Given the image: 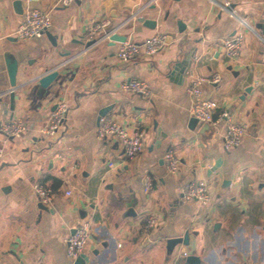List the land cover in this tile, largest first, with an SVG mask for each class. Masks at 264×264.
<instances>
[{
    "label": "crops",
    "instance_id": "crops-1",
    "mask_svg": "<svg viewBox=\"0 0 264 264\" xmlns=\"http://www.w3.org/2000/svg\"><path fill=\"white\" fill-rule=\"evenodd\" d=\"M28 8L50 13L57 46L47 35L15 36ZM140 18L157 20V27H144ZM103 20L110 24L86 47L89 28ZM261 24L264 0H0V123L10 120L13 90V119L26 125L19 138L0 133V264H72L66 244L82 220L92 222L83 252L88 264H185L186 247L178 245L169 259L166 242L186 232L200 264H264V69L258 75L254 68L264 63ZM111 30L136 42L162 34L170 43L153 56L123 62L120 43L104 37ZM239 33L240 55L229 59L222 40ZM193 49L188 76L172 75ZM9 59L18 62L14 89ZM52 70L58 79L39 94L38 76ZM215 74L220 81L204 84V96L218 103V113L248 129L256 124V136L247 134L233 150L223 148L224 121L214 125L210 149L189 127L194 99L187 87L195 77ZM129 78L147 82L151 97L124 92ZM60 102L67 105L66 120L59 136L46 137L41 130ZM103 110L130 133L144 130V150L134 160L124 159L115 139L97 137ZM169 149L180 160L176 174L164 165ZM146 176L153 184L148 192ZM192 180L208 182L210 204L182 200ZM40 183L54 190L47 210L33 191ZM152 216L158 224L145 234Z\"/></svg>",
    "mask_w": 264,
    "mask_h": 264
},
{
    "label": "built area",
    "instance_id": "built-area-1",
    "mask_svg": "<svg viewBox=\"0 0 264 264\" xmlns=\"http://www.w3.org/2000/svg\"><path fill=\"white\" fill-rule=\"evenodd\" d=\"M31 1V0H28ZM74 0H61L63 5H68ZM243 24H247L242 19ZM52 24L51 15L47 11L36 8H28L19 24L15 36L20 40L39 39L49 32ZM110 24L109 20H103L89 28L88 40L95 38L98 31L103 30ZM106 38H108L106 36ZM244 42V34L239 33L232 37H225L222 40V47L225 55L229 59H236L240 55ZM166 38L162 34H155L143 40L136 42L134 40H126L120 43L117 56L123 62L132 61L142 55L153 56L165 47ZM264 64V63H263ZM220 76L215 74L211 77H195L191 84L187 87V92L193 96L194 102L190 108V115L197 119L200 124L209 123L216 125L220 121L225 122V133L223 137V148L225 150H233L241 145L243 138L247 135L248 125L236 121L228 112L222 111L218 113L220 108L214 100L204 96L202 86L208 83H218ZM121 88L124 92L136 94L143 98H150L152 95L151 86L140 79L129 78L123 81ZM67 105L60 102L55 110L51 112L46 126L41 133L49 138H56L61 132V128L66 120ZM26 131V125L21 119H13L0 123V133L6 138H19ZM99 139L112 138L121 146L123 157L125 160H134L144 150V130H138L130 133L128 128L121 122L108 115L99 118L96 130ZM5 155V149L0 144V160ZM164 165L170 174H176L180 170V160L176 152L169 149L164 156ZM110 168H114V163L109 164ZM152 178L146 176L144 179V191L148 192L152 188ZM34 194L38 201L44 206H50L54 201V190L50 185L36 184L33 187ZM66 196H71V191H66ZM182 200L184 202H198L201 205L211 203L212 195L210 186L204 180H192L188 182L182 190ZM158 224L157 218L150 217L143 228L145 234L149 233ZM92 236V222L90 220H82L75 228L73 234L68 238L66 251L68 257L75 260L82 254ZM182 257L188 256L187 250L182 252Z\"/></svg>",
    "mask_w": 264,
    "mask_h": 264
},
{
    "label": "water",
    "instance_id": "water-1",
    "mask_svg": "<svg viewBox=\"0 0 264 264\" xmlns=\"http://www.w3.org/2000/svg\"><path fill=\"white\" fill-rule=\"evenodd\" d=\"M17 5L21 6V3L18 2ZM139 22L142 23V25L144 27H146L148 29H152V30L155 29L157 27V24H158L157 20H151V19H145V18H140ZM261 25L257 26L258 29L264 28V24H261ZM180 32H182V30H180ZM46 35L49 38V40L53 43V45L57 46L56 38L53 37L49 32H47ZM106 36L108 37V39L110 40L112 45H114L115 43H123L127 40V36L113 33L112 30L107 31L104 34L105 38H106ZM97 42H98V39H96V38L92 39V40H88L85 43V46L90 47V46L96 44ZM166 43H170V38L166 39ZM196 53H197L196 49H193L191 52L186 53L182 60H180L174 64V66L172 67V70H171V74L172 75L179 74L182 78H186L188 76V73H189L190 68L192 66L193 60L196 59ZM7 63H8V74H9V78H10V84H11L12 89H14L16 87V75H17V71H18V62L15 60L11 61L9 59V60H7ZM254 68L256 70V73L259 75L262 72V70L264 69V64L263 63H256V64H254ZM59 74L60 73L58 70H52V71H49L45 74H42L41 76H38V78H37V82L39 85V90H38L39 92L38 93L42 94V92L44 90L48 89L52 85V83L58 79ZM251 89H252L251 87L246 88L245 94L249 93L251 91ZM7 98L10 102V104H9L10 105L9 106V112H10L9 119L11 120V119H13V112L15 110V95H14L13 90L9 93ZM244 98H245V95H243L241 97V100H243ZM193 99H195V98L193 97ZM0 102H2V99H0ZM106 112H107V110L101 111L99 114V118L102 116H105ZM189 127L192 130H197V133L200 137L201 143L204 145L205 148L210 149L212 146V139L215 137V134H216L218 129L214 125H211L209 123L200 124L197 121V119L194 117H192L190 119ZM247 134L252 135V136H256V124H253L248 129ZM39 208L41 210H47L48 209L43 204H40ZM178 245L186 247V249L188 251V256L185 259V264H200L201 263L200 257L195 254V252H196L195 251V244L191 242L189 232H186L182 236L170 238L169 240H167L166 250H167V254L169 256V259L172 256L175 248ZM88 263H89V257L86 254L82 253L73 261L72 264H88Z\"/></svg>",
    "mask_w": 264,
    "mask_h": 264
}]
</instances>
